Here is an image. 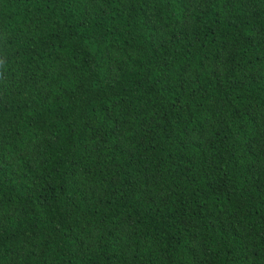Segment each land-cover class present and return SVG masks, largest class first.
<instances>
[{
	"label": "trees",
	"instance_id": "16d2710c",
	"mask_svg": "<svg viewBox=\"0 0 264 264\" xmlns=\"http://www.w3.org/2000/svg\"><path fill=\"white\" fill-rule=\"evenodd\" d=\"M0 264H264V0H0Z\"/></svg>",
	"mask_w": 264,
	"mask_h": 264
}]
</instances>
